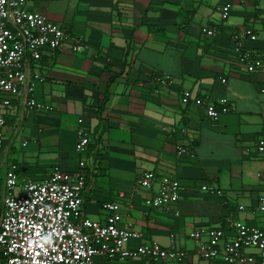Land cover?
<instances>
[{
  "label": "crops",
  "instance_id": "1",
  "mask_svg": "<svg viewBox=\"0 0 264 264\" xmlns=\"http://www.w3.org/2000/svg\"><path fill=\"white\" fill-rule=\"evenodd\" d=\"M221 3L229 6L223 20ZM26 5L63 26L69 37L60 50L45 49L29 63L30 75L38 73L32 96L43 107L24 106L13 96L4 108L0 186L11 163L18 165L20 181L42 180L53 165L81 169L86 216L104 221L108 212L102 202L114 201L122 215L118 225L141 234L128 246L154 240L189 251L181 261L95 256V264H223L196 256L188 232L226 226L227 218L264 228V210L257 207L264 195V155L255 149L264 139V71L249 72L239 64L231 40L233 31L250 25L257 37L243 44L264 51V0H31ZM203 27H214L215 34L206 35ZM163 75L171 78L168 85L160 83ZM184 90L210 101L224 96L231 109L213 120L202 105L180 101ZM79 118L89 130L83 152L74 148ZM19 135L28 146L17 152ZM79 160L85 162L82 168ZM146 169L179 181L175 205L146 204L157 187L137 183ZM205 183L222 195L203 191Z\"/></svg>",
  "mask_w": 264,
  "mask_h": 264
},
{
  "label": "built area",
  "instance_id": "2",
  "mask_svg": "<svg viewBox=\"0 0 264 264\" xmlns=\"http://www.w3.org/2000/svg\"><path fill=\"white\" fill-rule=\"evenodd\" d=\"M31 0H0V148L5 141L4 108L13 96H20L21 104L43 107L32 96L38 77L29 73L31 60L40 59L45 49L60 50L69 37L65 28L46 18L42 13L27 7ZM220 18L229 15V6H217ZM206 35L215 34L214 27H203ZM256 34L250 25L233 31L232 50L239 64L251 71H264V51L249 48L245 39L255 40ZM77 42L71 49H77ZM162 85L171 78L163 75ZM225 82V78H220ZM264 96V87L260 88ZM183 104L193 102L202 105L207 117L216 120L231 109L229 101L222 96L214 101L184 90L180 96ZM264 121V108L260 110ZM74 148L83 152L89 144V130L78 119ZM255 149L264 155V139L259 138ZM178 150L184 148L178 146ZM85 162L79 160L82 168ZM137 183L144 188L156 189L145 202L154 208L175 205L180 194V183L168 176L157 177L150 169L142 171ZM85 176L81 169L68 171L53 165L42 180L19 181L18 165L11 163L6 169L0 186V255L1 264H95V256L124 259L140 257L151 261H181L189 251L178 247H165L154 240L139 241L134 246L127 244L140 239L139 231L118 225L121 213L114 201L102 202L108 213L104 221L85 215L82 190ZM201 189L221 196L222 190L205 183ZM122 195V194H121ZM243 206H240L242 208ZM257 207L264 210V195L258 197ZM178 214V210L174 211ZM226 226H197L188 232L195 245L193 253L202 259H219L223 264H264V228L250 226L240 220L227 218Z\"/></svg>",
  "mask_w": 264,
  "mask_h": 264
},
{
  "label": "rangeland",
  "instance_id": "3",
  "mask_svg": "<svg viewBox=\"0 0 264 264\" xmlns=\"http://www.w3.org/2000/svg\"><path fill=\"white\" fill-rule=\"evenodd\" d=\"M23 143V144H22ZM28 146L27 140H24L20 137V135L18 136V138L14 141V149L17 152H20L22 150H24L26 147ZM19 164H20V160H18ZM20 181V180H19ZM1 264V263H0Z\"/></svg>",
  "mask_w": 264,
  "mask_h": 264
},
{
  "label": "trees",
  "instance_id": "4",
  "mask_svg": "<svg viewBox=\"0 0 264 264\" xmlns=\"http://www.w3.org/2000/svg\"><path fill=\"white\" fill-rule=\"evenodd\" d=\"M2 262V256L0 255V263Z\"/></svg>",
  "mask_w": 264,
  "mask_h": 264
}]
</instances>
